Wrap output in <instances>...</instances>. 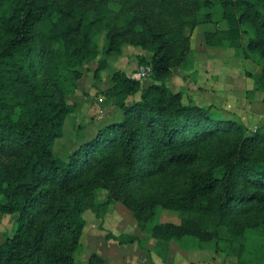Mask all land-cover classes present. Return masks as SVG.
Masks as SVG:
<instances>
[{"label":"trees","instance_id":"trees-1","mask_svg":"<svg viewBox=\"0 0 264 264\" xmlns=\"http://www.w3.org/2000/svg\"><path fill=\"white\" fill-rule=\"evenodd\" d=\"M200 25L205 45L258 64L254 89H264V0H0V214L16 215L0 264H76L83 212L102 217L116 202L163 261L177 242L264 264V126L249 130L210 105L185 103L165 83L174 67L192 68ZM125 44L149 53L136 58L150 67V83L112 72L101 94L122 119L62 160L53 147L76 110L67 98L83 67L97 60L99 78ZM158 209L179 223L148 226ZM86 264L107 263L91 252Z\"/></svg>","mask_w":264,"mask_h":264},{"label":"rangeland","instance_id":"rangeland-1","mask_svg":"<svg viewBox=\"0 0 264 264\" xmlns=\"http://www.w3.org/2000/svg\"><path fill=\"white\" fill-rule=\"evenodd\" d=\"M204 29L205 26L200 25L192 32L191 47L193 50L190 55V60L193 64L192 68L184 69L174 67L171 75L165 80V83L171 90L181 92L185 103L191 101L200 106H211L214 104L218 107L234 109V111L236 110L240 113L244 102L247 103V101L252 99V93L250 91L247 93L245 90V87H247L246 82H249L248 79H251L254 83L256 76L260 74L261 67L250 59L236 56L232 48H219L205 45L203 41ZM95 36L99 44H101L103 37L101 35ZM244 39L246 37H243ZM133 49L135 51L136 49H140L142 53L149 55L146 50L140 47L125 44L122 46L123 51L121 50L120 54L112 53L108 56V66L101 72L99 78L95 79L93 77L97 60L91 61L83 67V77L79 81V88H77L78 90L73 95L68 96L67 100L75 103L76 101L79 103L83 101L82 103H87L89 106H83L85 108L84 110L81 108V113L84 114V118L78 125L69 124L70 119H72L71 117H74L76 114L69 115L65 119L63 124V137L61 140L59 138L56 139L53 147L55 155L62 160L67 161L69 152L74 151L73 148L79 142L83 133L86 132L89 135H85L86 141L89 137L94 136L98 128L108 122H115L122 119V112L118 107L109 106L104 103L100 89H106L105 87L110 84V74L115 70L122 69V71L131 74L140 66L136 58L137 54ZM140 82L145 87L150 83V79L145 77L140 79ZM135 98L137 96H130L127 102L130 103ZM255 105L253 104V106ZM219 109L221 112L218 113L211 106V111H214L219 117L234 119L232 116H228V113L224 112L222 108ZM255 128L248 129L254 130ZM103 193L98 195L99 199L105 197ZM8 216L10 217V223L5 224L4 227L8 233L7 236L10 237L16 227V215L8 214ZM83 218L85 224L80 239V246L75 252L76 264H86L89 254L95 251L99 252V249L104 248V245L114 250V256L120 261V264H135L139 257L141 258L145 255V251L143 252L144 248L140 252L141 248L137 246L138 244L136 242L119 245L116 240L106 237L108 233L114 235L122 233H143L144 236L146 235V233L138 230L131 212L120 202L111 204L102 217H98L93 211L88 209L83 212ZM177 220L179 218L176 212L168 209H158L156 215L149 220L148 226L160 222L174 223ZM143 234H140L139 237L143 236ZM148 238L147 236L145 238L141 237V239H145V242H142L154 249L153 240L150 238V242ZM135 249L138 250V258L136 257V253L134 254ZM101 251L107 254L105 250ZM184 251L185 249H183L181 244L171 242L170 253L167 259L170 260L173 255L179 258V254L184 253ZM212 251L215 252L214 250ZM146 255L148 258L150 256L152 257V254L150 255L148 252ZM104 257L107 260H105L107 264H115L114 257ZM226 261L234 262L233 260L223 259L222 262H218L217 264H222Z\"/></svg>","mask_w":264,"mask_h":264},{"label":"crops","instance_id":"crops-1","mask_svg":"<svg viewBox=\"0 0 264 264\" xmlns=\"http://www.w3.org/2000/svg\"><path fill=\"white\" fill-rule=\"evenodd\" d=\"M134 52L137 55H145V56L147 55V54L142 53V51H140V49H136V51L134 50ZM117 70H119V69H117ZM126 73H128V72H126ZM250 80L251 79H248L249 82H246L247 87H245V90L247 91V93H248V91H250V93H252L251 94L252 99L250 101H247V103L244 102V104L241 107V110L239 109L240 113L237 112L236 110L234 111V109H227V108H223V107H218L214 104H212L211 106L218 113L221 112V110L219 108H222L224 112L228 113V116H232V118H234L238 122L242 123L247 128H253V127L257 128V126H259V127L264 126V89H254V83L252 80L251 81ZM108 86L109 85H107L105 88H107ZM78 88H79V82H78ZM100 90H102V89H100ZM82 102L79 103L76 101V103H77L76 110L73 113L69 114V115H72V114H76V115H74V117H71L72 119H70L69 124L78 125V123L80 121H82V119L84 118V114L81 113V108H83V106H89V104L87 105V103H82ZM253 104H256V105L253 106ZM84 109L85 108H83V110ZM87 109H89V108L87 107ZM69 115H67V117H69ZM67 117L65 119H67ZM92 131H94V130H92ZM85 135H87L86 132L83 133V136L79 139V142L75 145L73 150H75L81 143L85 142V139H86ZM87 136H89V135H87ZM62 137H63V135L59 138V140H61ZM71 153L72 152H69L68 156ZM7 223H10V217L8 216V214H0V243H2L7 237H9V236H7L8 233L6 232L5 227H4L5 224H7ZM174 223H176V224L179 223V220L175 221ZM140 232H142V231H140ZM144 233H146V232H144ZM140 234H143V233H139L136 235L139 236ZM146 236L149 237L147 233L145 236L143 234V236H141V237L145 238ZM141 237H139V238H141ZM148 240L150 242H151V240H153V245H154L155 240L153 238H151V240H150V237H149ZM136 243L138 244L137 246L139 248H141L140 252H142V250L144 248L143 252L145 251L144 252L145 255L141 258L140 257L138 258V255H139L138 250L135 249L134 254L136 253V257L138 258L137 261L135 262V264H217L218 262H222L223 259L234 261L233 257H225L224 254L220 253V252H213L212 250H208V249L207 250L206 249H198V250H185L184 253L179 254V256H180L179 258L174 257V255H173L170 260L167 259V261L165 262L159 256L155 255L153 249L148 247L146 245V243H144V246H141L138 242H136ZM118 244L124 245V244H120V243H118ZM127 244H131V243H127ZM99 250H100L99 252L95 251V253L99 254L105 260H106V258L104 256H106V257L110 256L112 258L114 257L115 258L114 263L120 264V261L117 260L116 257L114 256V250L112 248H109L108 246L104 245V248H101ZM101 250H105L107 252V254H105V252H103ZM147 252L150 255L152 254V257L150 256V258H148L146 255ZM121 259L123 260L122 257H121Z\"/></svg>","mask_w":264,"mask_h":264},{"label":"built area","instance_id":"built-area-1","mask_svg":"<svg viewBox=\"0 0 264 264\" xmlns=\"http://www.w3.org/2000/svg\"><path fill=\"white\" fill-rule=\"evenodd\" d=\"M150 74V67L146 65H140L134 72L130 74V76L134 79L140 80L145 77H148ZM222 264H234L232 261H226Z\"/></svg>","mask_w":264,"mask_h":264}]
</instances>
